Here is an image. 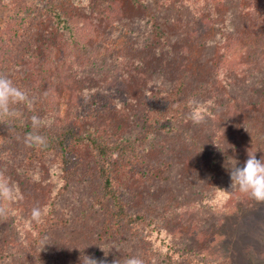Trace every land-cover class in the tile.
Listing matches in <instances>:
<instances>
[{"label": "rangeland", "instance_id": "rangeland-1", "mask_svg": "<svg viewBox=\"0 0 264 264\" xmlns=\"http://www.w3.org/2000/svg\"><path fill=\"white\" fill-rule=\"evenodd\" d=\"M250 1L169 0L162 8L157 2L164 11L163 19L173 15L171 24L167 23L171 32L192 33L202 18L208 19L206 32L199 31L195 37L203 41L197 44L194 40L188 50L183 49L188 56H177L174 48L171 59L159 62L143 61L139 51L129 52L139 47L142 34L150 28L147 18L152 3L129 7L121 20H114L100 34H89L85 41L70 44L62 30L58 31L60 36L50 38L52 41L45 40L43 28L58 29L60 25L49 16L44 21L36 19L44 0H0L1 74L10 60L9 52L16 64L9 73L18 76L31 59L20 55L35 51L44 87L54 92V110L47 115L54 117L51 129L96 130L104 139H111L107 141L134 147V152L114 148L110 168L119 197L130 212L145 215L141 221L151 223L149 227L141 223L139 234H127L124 229L117 232L105 209L108 201L93 206L89 197L99 195V188L96 158L89 147L78 149L86 166L72 164L69 190L61 192V170L55 155L29 158L31 148L26 146L25 137L5 125L2 142L7 148L0 171L18 188L19 195L12 202H0L9 210L0 216V244L13 255L4 264H63L61 259L81 263L83 256L123 264L124 252L133 249L144 255V264H161L157 257L169 240L203 251L204 264H264V256L256 257L249 246L250 240L254 241L251 233L259 236L260 228L264 230V202L236 212L237 204L233 205L239 195L230 188L229 174L236 162L242 167L248 152L254 153L258 135H262L259 139L264 137V0H258L260 11L254 16L248 12ZM61 3L68 4L67 0ZM68 7L62 5L66 11ZM33 42L38 44L36 50H31ZM130 55L141 62H131ZM176 76L185 77L197 88L190 100L202 102L205 121L193 124L187 118L188 106L180 118L168 123L166 132L146 134V92L154 85V92L171 86ZM101 102L105 106L95 108L98 120L86 121L84 112ZM151 169L163 177L149 178L141 173ZM72 194L82 200L77 204L81 205L77 216L72 214L66 226L43 231L50 220L33 219V210L60 214L57 205L63 208ZM225 204L228 213H236L222 229L224 236L214 235ZM100 247L109 252L106 257ZM220 254L224 259L218 258ZM178 261L187 264L184 258Z\"/></svg>", "mask_w": 264, "mask_h": 264}, {"label": "trees", "instance_id": "trees-1", "mask_svg": "<svg viewBox=\"0 0 264 264\" xmlns=\"http://www.w3.org/2000/svg\"><path fill=\"white\" fill-rule=\"evenodd\" d=\"M166 1L169 0H67L68 4L64 5L61 3L62 0H44L41 7L38 8L36 14L38 18L36 19L44 21V18L49 16V18H53L55 20L57 25H60L58 29H56V27L43 28L45 29L44 38L47 42L49 40L52 41V39L50 38H52L53 36H60L61 33H58V31L62 30L66 31L68 35L67 37L70 38V44H76L85 41V39H88L87 35L89 34L90 36L91 34H100V31L103 30L104 27L106 28V26H111L114 20H121L122 16H125L127 8L136 7L138 5H141L142 2H147L149 3V5H151L152 3L153 5L150 6L152 10L149 12V18H147V21L150 24V28L142 34V41L139 44V47H134V49L129 50V52L135 54L139 51V53L142 54L141 59L143 61L155 60L160 62L166 59H171L172 56L169 54L174 48L178 49V51L176 52L177 56H180L182 53V55L188 56V51L183 52V49L187 48L188 50L189 43L194 40L198 41L197 44H200L203 40L195 39V37L198 33L200 34L199 31H201V33H204L207 30V18H202L200 24H196L194 26L192 33L187 32L186 34L185 31H178L177 33L171 32L167 27V23H170L173 15L164 19L162 18V14L164 12L163 9H161L163 7L162 3ZM157 2H159L158 4H160L161 8H158ZM62 5L64 7L69 6V10L66 11L65 9H62ZM142 6L145 7L144 9L146 10L149 8H147L145 5ZM259 6L260 4L258 0L250 1L248 11L249 14L251 16H254L256 13H258L260 11ZM161 20L162 23L160 25ZM78 25L81 26L79 28L80 34L75 31V29L79 27ZM79 35H81V37H79ZM191 37L193 38L192 40ZM36 45L38 46L37 43L33 42L31 45V50H36ZM24 52L20 56L25 59L26 55L27 58L29 57L31 59L30 61L27 60V63L24 64L22 72H18V76H12V74L14 73L13 71H11V74L9 73L10 70L16 68L15 60H13V58L11 60V55L13 53L9 52L8 55L10 56V60H8L6 65H4L2 74L9 76V78L13 80L14 84L17 87L26 90L33 98V104L31 107H28L26 105H17L15 107L20 113L19 116L13 119L0 120V163L5 158L7 148L2 142L4 134L1 129L3 128V126L11 125L13 130L21 132V134L26 137L27 134L36 131L33 129L31 123V117L33 115L40 118H45L50 113H53L54 110V92L53 90H51V88L44 87L46 83H44V81L40 78L42 67L37 63V58L34 57L35 51L33 52V55H31V52L29 54L26 51ZM130 58H133L131 62H134V60L138 63L141 62L140 59H137V57H133V55ZM184 59L187 60V58ZM18 60L19 59H17V61ZM10 63L12 64L11 66ZM169 63L172 62L169 61ZM1 64L2 62H0V67H2ZM171 84L172 85L169 87L161 86L162 89H158L159 91L156 92L152 91L151 89L156 88V85H154L153 87H150L146 92L148 95H145V100L143 101V106L147 113L145 116L146 118L144 117V123H146V134L151 135L158 131L166 132L169 128L168 123L180 118L182 113L189 106V101L195 92L194 90L197 89L192 85V83L187 81L185 77L182 76H176L175 78L172 77ZM82 106L84 107L86 105ZM103 106H105V102L99 103L92 109L90 108V111L89 109H87V111L84 112V118L86 119V121H97L98 117H96L97 114L95 115V113L97 112L95 111V108L101 109ZM252 130L255 131L256 129L253 128ZM38 131L39 134L47 138V146L43 148L30 147L31 150L29 151L27 156L29 158H32L35 154L46 153H53L55 155L58 163L60 164L58 165L59 170H61L60 173L62 185L59 186L61 192H66L67 190H69L68 187L71 180L70 176L72 174V164L80 163L83 166H86V163H82L80 153L78 154V149H80V146L89 147L96 158L94 159V172L96 173V177L98 179L99 188V195H97L96 197H89V199L93 200V206L96 205L100 207V205H103V201H108L109 207L105 209L108 213H110L112 218V228H114L117 232H120L122 229H124L127 234L135 235L136 233L139 234L138 230L140 229L139 226L141 223L145 222L146 226H148V224H151L149 221H141L142 218H145V215H135L134 212H130L124 200L119 197L118 190L114 184L113 173L110 168V155L114 148H118L120 150H126L127 148H129L128 150L134 152V147L130 148L128 146L120 145L119 143H117V141H107L111 139H104L105 137L102 135H98L99 133L96 130L82 131L81 129L76 130L73 127H67L55 131L50 127H47L40 128ZM261 136L262 135H258L259 146L255 144L254 148V153L258 160L264 157V137L262 139H259ZM141 173L148 175L149 178H151V176L154 178L163 177L159 172L156 173V170L154 169H151V172L144 170L141 171ZM95 191L96 188H93L94 194ZM232 192H237L239 195L236 197L237 199L235 198L236 200L234 201L235 203L233 205L235 206V204H237L235 207L237 209L236 212L243 207L253 206L257 202L249 195L245 193H239L240 191L238 189H232ZM54 195L58 197L57 193H55ZM79 202H82V200L78 199L74 194H72L70 196L69 202L66 203L63 208L59 204L57 205L56 209H61L60 214L47 209V211H45L41 215V222H43L46 217L49 218L50 221L47 222L46 226H44L45 229L43 231L52 230L56 227L66 226L71 221L70 216L72 214L77 216V211L80 210L81 207V205H77ZM43 203L44 201L42 202V204ZM241 204L245 205L240 206ZM223 207V211H225L220 212L221 216L223 212V216L218 218L219 220L215 225L218 229L216 232H214V235L218 234L219 236H224V231L222 229L230 221L231 217L236 213H228V211H226L228 210V205L226 206V204ZM44 208H47V202L44 204ZM44 223H46V221ZM152 228L153 227H150L149 229L152 230ZM263 231L264 230L260 228L261 235L259 236H257L259 233H251V236H254L252 237L254 241L250 240L251 243L249 245L250 248L254 251L252 253L256 252L255 256L259 258L262 257V255L264 256ZM256 237L258 238V241ZM165 246V251L157 257V262L160 261L161 264H179L178 260H182L183 258L187 262V264H189L190 262H192V264H204L203 251H195L188 244H180L174 240H169V242H167ZM6 249L2 244H0V264H4L6 258L12 260L13 255L8 251V248ZM140 249H142V251H144L145 253L142 245L140 246ZM124 255H126V259L131 257H139L142 260L144 259V255L140 254V251L135 249H133V251L131 252H124ZM221 255L222 254L218 256L220 260L222 258L224 259L223 255ZM26 258L27 256L24 255L22 259L26 261ZM1 259L3 262H1ZM166 261L168 263H165ZM52 262L57 263L58 261L56 259ZM60 262H62L63 264H81L80 262H73L66 259H61Z\"/></svg>", "mask_w": 264, "mask_h": 264}, {"label": "clouds", "instance_id": "clouds-1", "mask_svg": "<svg viewBox=\"0 0 264 264\" xmlns=\"http://www.w3.org/2000/svg\"><path fill=\"white\" fill-rule=\"evenodd\" d=\"M33 98L26 90L17 87L13 80L5 74H0V120L13 119L20 115L17 105H26L31 107ZM190 111L187 118L193 124H201L206 119V109L202 102L192 99L189 101ZM31 123L34 130L25 137V144L27 147H46L47 138L39 134L40 128L51 127L54 124V117L48 116L40 118L33 115ZM229 169L231 179V190L238 189L241 193L249 195L258 202H264V157L257 159L255 153L248 152V159L242 167L236 166ZM223 190V189H222ZM225 191V190H224ZM228 192V191H225ZM19 190L15 185L10 183L9 179L0 172V202H12L18 198ZM8 208L0 203V216L8 214ZM41 211L34 209L33 219L39 221L41 218ZM101 251L106 253L104 247H100ZM81 264H107L106 259H97L92 256H83ZM113 264H119L117 260ZM123 264H144V261L139 257H131L124 260Z\"/></svg>", "mask_w": 264, "mask_h": 264}]
</instances>
